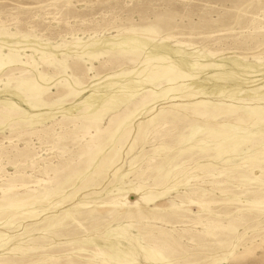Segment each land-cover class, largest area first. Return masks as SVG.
<instances>
[{
  "label": "rangeland",
  "instance_id": "1",
  "mask_svg": "<svg viewBox=\"0 0 264 264\" xmlns=\"http://www.w3.org/2000/svg\"><path fill=\"white\" fill-rule=\"evenodd\" d=\"M0 264H264V0H0Z\"/></svg>",
  "mask_w": 264,
  "mask_h": 264
},
{
  "label": "bare ground",
  "instance_id": "2",
  "mask_svg": "<svg viewBox=\"0 0 264 264\" xmlns=\"http://www.w3.org/2000/svg\"><path fill=\"white\" fill-rule=\"evenodd\" d=\"M129 204V203H128Z\"/></svg>",
  "mask_w": 264,
  "mask_h": 264
}]
</instances>
